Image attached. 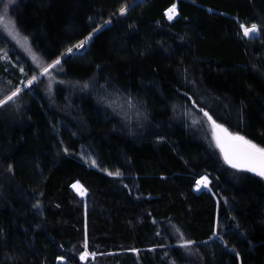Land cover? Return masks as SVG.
<instances>
[{"label": "trees", "instance_id": "obj_1", "mask_svg": "<svg viewBox=\"0 0 264 264\" xmlns=\"http://www.w3.org/2000/svg\"><path fill=\"white\" fill-rule=\"evenodd\" d=\"M7 17L0 100L60 62L0 105V264H264V177L226 163L205 119L264 147V0H15Z\"/></svg>", "mask_w": 264, "mask_h": 264}, {"label": "snow or ice", "instance_id": "obj_2", "mask_svg": "<svg viewBox=\"0 0 264 264\" xmlns=\"http://www.w3.org/2000/svg\"><path fill=\"white\" fill-rule=\"evenodd\" d=\"M15 3V0H7V3L4 4L2 12H0V25H3L4 27H11L12 30L16 31L15 21L11 20V18L7 17L8 13V5ZM128 10V6L122 7L120 9V14L124 15L126 14ZM176 14V8L173 6L168 10V19H172L174 15ZM7 18V19H6ZM259 31L256 25H252L251 27H244L243 28V34L244 36H250V34H255ZM18 34V31H17ZM91 37L89 36L84 41H81L79 45H77L78 48L83 47L88 40H90ZM27 43V40L24 41ZM69 52L72 51V49L68 50ZM33 59L35 60L36 57L33 56ZM59 60L55 62V64H59ZM55 64L49 65L43 69V74H48L49 69L52 67H55ZM38 79V76H33L31 80L28 81V85H31L33 81H36ZM22 91V89L17 88L16 91L12 93L11 96L8 97V100H12L14 97L18 96L19 93ZM6 103V101H0V104ZM207 116L208 114L205 113ZM209 120L212 122L213 125V136L216 142V146L220 149L221 153L223 154V158L226 163H228L231 167L253 172L256 175L260 177H264V147L257 145L253 141L246 139L244 136L239 134H233L230 132L227 128H224L222 125L216 124L214 120L209 116ZM111 175V173H110ZM116 175H120L119 172L116 173ZM197 190L200 189L201 186L204 188L208 187L209 180L207 176L202 177L201 179L197 180ZM74 188H76L78 191L81 192V194L84 193V190L79 185H74ZM192 242L187 241L183 247H187ZM88 256V253H84L80 259L84 260Z\"/></svg>", "mask_w": 264, "mask_h": 264}, {"label": "rangeland", "instance_id": "obj_3", "mask_svg": "<svg viewBox=\"0 0 264 264\" xmlns=\"http://www.w3.org/2000/svg\"><path fill=\"white\" fill-rule=\"evenodd\" d=\"M172 8V7H171ZM166 14V13H165ZM168 14V13H167ZM165 17L168 19V17L165 15ZM170 20V19H169ZM251 27V26H250ZM243 26H242V32H243ZM10 31V30H9ZM11 32V31H10ZM14 34V33H13ZM257 35V33H255V35H253V36H247V38H250V37H254V36H256ZM13 36V35H12ZM89 36H91V34H88L87 36H85L84 37V39H82L81 41H84L86 38H88ZM81 41L79 42V44L81 43ZM78 44V45H79ZM73 48H75V49H77V46L76 45H74L72 48H70V49H73ZM69 50V49H68ZM66 51L65 53H67V52H69V51ZM73 51V50H72ZM59 58L60 57H58V58H56L55 60H53L52 62H50L49 64H47L45 67H47V66H49V65H53V64H55V62L57 61V60H59ZM37 60H34V62H36ZM0 62H3V64H5V67H10V62L8 61V58H7V53H6V51H5V48H0ZM35 65H37V63H35ZM56 65V64H55ZM39 67V66H38ZM45 67H42V68H40V70L37 72V73H35L34 75H32V76H30V77H28V78H26L25 80H23L22 82H21V84L17 87V88H20V89H24V88H29L30 87V85H28V81L29 80H31L32 79V77L33 76H38V78H39V76H41V73H43V69L45 68ZM19 69V68H18ZM19 71H21L20 69H19ZM33 82H35V81H33ZM16 88V89H17ZM16 89L14 90V91H16ZM13 91V92H14ZM12 92V93H13ZM12 93H10L8 96H6L5 98H3L2 100H0V101H7L8 100V97L9 96H11L12 95ZM0 105H2V104H0ZM205 119H206V122H207V127H208V130H209V132H210V135H211V137H212V139H213V141H214V143H215V145H216V142H215V139H214V136H213V125H212V122L209 120V118L208 117H205ZM218 148V147H217ZM219 149V148H218ZM219 151H220V149H219ZM221 152V151H220ZM222 154V153H221ZM223 155V154H222ZM202 177H200L199 179H201ZM198 179V180H199ZM197 182V181H196ZM74 185H78V184H76V183H73L71 186H70V188H71V190L73 191V192H75L79 197H83V195H84V193L83 194H81V192L80 191H78L76 188H74L73 186ZM196 188H197V184H196ZM200 189H205L203 186H201L200 187ZM84 253H82L81 255H80V257L83 255ZM87 257H89V258H91V255H88ZM82 260V259H81ZM85 260V259H84Z\"/></svg>", "mask_w": 264, "mask_h": 264}, {"label": "water", "instance_id": "obj_4", "mask_svg": "<svg viewBox=\"0 0 264 264\" xmlns=\"http://www.w3.org/2000/svg\"><path fill=\"white\" fill-rule=\"evenodd\" d=\"M176 16H177V13H176ZM176 16H175V17H176ZM175 17H174V18H175ZM174 18H172V19H174ZM172 19H171V20H172ZM168 20H169V19H168ZM77 49L80 50V49H82V47H80V48L77 47Z\"/></svg>", "mask_w": 264, "mask_h": 264}, {"label": "built area", "instance_id": "obj_5", "mask_svg": "<svg viewBox=\"0 0 264 264\" xmlns=\"http://www.w3.org/2000/svg\"><path fill=\"white\" fill-rule=\"evenodd\" d=\"M202 177H204V176H202ZM199 179V178H198Z\"/></svg>", "mask_w": 264, "mask_h": 264}, {"label": "bare ground", "instance_id": "obj_6", "mask_svg": "<svg viewBox=\"0 0 264 264\" xmlns=\"http://www.w3.org/2000/svg\"><path fill=\"white\" fill-rule=\"evenodd\" d=\"M166 15V14H165Z\"/></svg>", "mask_w": 264, "mask_h": 264}]
</instances>
